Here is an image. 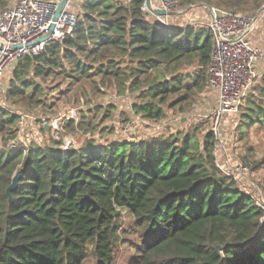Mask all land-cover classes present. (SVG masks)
<instances>
[{"label":"trees","instance_id":"obj_1","mask_svg":"<svg viewBox=\"0 0 264 264\" xmlns=\"http://www.w3.org/2000/svg\"><path fill=\"white\" fill-rule=\"evenodd\" d=\"M177 1L182 8L201 2L238 13L264 4ZM10 2L0 0V11ZM145 3L84 0L71 34L18 60L6 95L33 103L42 93L36 78L55 74L69 79L64 94L84 79L99 89L93 77L117 78L125 89L140 91L138 114L163 119L166 103L176 107L207 85L213 33L166 24ZM186 66L195 71L178 74ZM245 100L244 124L264 125V73ZM10 113L0 114V132L12 139L18 116ZM86 123L91 125L80 110L78 122L67 126L81 130ZM180 139L104 145L86 137L79 148L30 143L12 150L0 140V264H86L90 257L115 264L122 210L133 215L141 235L128 264H264V211L220 169L215 132L203 142L191 135Z\"/></svg>","mask_w":264,"mask_h":264},{"label":"rangeland","instance_id":"obj_2","mask_svg":"<svg viewBox=\"0 0 264 264\" xmlns=\"http://www.w3.org/2000/svg\"><path fill=\"white\" fill-rule=\"evenodd\" d=\"M83 2L84 0H70L69 9L81 16ZM152 2L154 7L160 8L159 0H152ZM212 6L220 7L215 4L197 2L183 8L180 13L165 16L162 19L173 26L191 27L199 30L206 28L209 16L208 8ZM259 12L260 10L254 13H240L245 17L255 18L250 37L256 44L264 47V13L259 14ZM149 19L152 18L149 17ZM157 19L161 20L158 17ZM16 64L12 65L2 77L1 84L4 88L11 87L13 69L16 68ZM125 65L123 64L122 67ZM260 70L264 71V67ZM194 71V66H186L178 74L193 73ZM92 81L100 88H94L88 80L84 79L73 85V90L70 93L64 94L62 90L68 88L69 79L63 74H55L45 78H36V82L40 83L42 87V93L33 103L19 102L6 95V97L8 96V105L13 112L31 111L37 115L38 120L33 125L30 124L21 135L16 132L17 123H15L13 125L14 137L11 139L9 133L0 132V140L6 144L5 146L9 141L16 140L18 147H28L30 143L53 147L58 143L55 139L56 136L53 132H46L41 128V120L59 114L67 115L74 107L81 110V114L85 115L91 125L86 123L81 129L82 131L79 129V133H76V127L66 126L62 135H75L78 137V142L82 141V144L86 137L99 144L110 145L118 141L137 143L153 137L170 135L180 137V142L186 135L194 136L203 142L206 133L213 128L214 111L219 102L217 92L210 87L209 82L202 91H197L187 102L173 108L169 106V103H166L163 106L164 118L155 121L154 125L137 123L136 130L126 133L122 130V126L132 120L135 114H138L135 105L143 102L142 98H139L140 91L132 92L125 89L123 81L117 78L104 81L100 76H95ZM176 97L171 99L174 100ZM246 104L247 100L243 102L237 112L226 113L223 116L215 153L220 169L232 176L238 174L239 167L246 166L248 168L245 177L237 175L239 178L236 181L243 192L264 194V125L260 123L253 126L244 124L242 113L246 110ZM6 113L8 114L9 111ZM0 114H4L1 109ZM7 114L4 116L7 117ZM120 224L122 236L116 250L115 264H128L137 254L141 235L138 227L135 226L133 215L127 210H122ZM86 264L97 263L90 257L86 260Z\"/></svg>","mask_w":264,"mask_h":264},{"label":"built area","instance_id":"obj_3","mask_svg":"<svg viewBox=\"0 0 264 264\" xmlns=\"http://www.w3.org/2000/svg\"><path fill=\"white\" fill-rule=\"evenodd\" d=\"M60 1L13 0L0 11V108L18 116L17 132L20 135L30 124L33 125L38 120L37 115L31 111L13 112L8 105L7 88L3 87L1 79L20 58L26 55H37L44 50L48 42L62 40L66 35L72 33L78 15L69 9V0L61 15L55 19V12ZM159 6L175 14L183 11L177 0H159ZM208 10L206 27L213 33L208 82L210 87L217 92L219 102L214 111L212 130L219 139L223 116L226 113L237 112L261 80L263 73L260 71V65L264 63V47L256 44L250 37L253 31L254 17H245L242 13L222 7L212 6ZM262 13H264V4L260 8L259 14ZM157 17L161 19L160 21L168 24L162 19L165 16ZM46 36L47 39L44 40L43 38ZM79 112L80 109L74 107L67 115L59 114L41 120V128L55 134L59 149L79 148L82 145V141L78 142L77 136L62 135L69 120L78 122ZM155 121L135 114L132 120L124 123L122 130L130 133L136 130L137 123L154 125ZM76 131L79 133L78 129ZM17 146L16 140H11L6 148L12 150ZM223 172L232 176L224 170ZM237 172L238 176L245 177L248 168L241 166ZM237 175L232 177L238 180ZM246 193L264 211V194H254L248 191ZM262 221H264V215Z\"/></svg>","mask_w":264,"mask_h":264},{"label":"water","instance_id":"obj_4","mask_svg":"<svg viewBox=\"0 0 264 264\" xmlns=\"http://www.w3.org/2000/svg\"><path fill=\"white\" fill-rule=\"evenodd\" d=\"M69 2V0H61L59 3H58V6H57V9H56V12H55V19H58V17L61 15L63 9L67 6V3ZM146 8L151 11L153 14L157 15V16H169V15H173L175 14L174 12L172 11H166L162 8H159V7H154L153 6V2L152 0H146ZM44 40L47 39V36L43 38ZM48 126V125H47ZM21 176V173H16L12 179V183L11 185L8 187V194L10 195L11 193V190L13 188H15V186L18 184V180ZM217 251H220L221 250V246L218 245L216 247Z\"/></svg>","mask_w":264,"mask_h":264},{"label":"crops","instance_id":"obj_5","mask_svg":"<svg viewBox=\"0 0 264 264\" xmlns=\"http://www.w3.org/2000/svg\"><path fill=\"white\" fill-rule=\"evenodd\" d=\"M253 32V31H252ZM252 32H251V34H252ZM251 34H250V36H251ZM262 67H264V63H262L261 65H260V69H262ZM262 73H264V71L263 70H260ZM46 131V130H45ZM48 132V131H47Z\"/></svg>","mask_w":264,"mask_h":264}]
</instances>
